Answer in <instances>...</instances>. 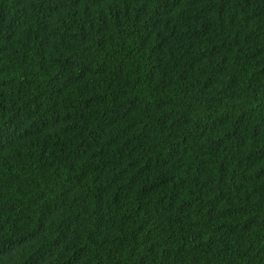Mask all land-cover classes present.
<instances>
[{
  "label": "trees",
  "instance_id": "1",
  "mask_svg": "<svg viewBox=\"0 0 264 264\" xmlns=\"http://www.w3.org/2000/svg\"><path fill=\"white\" fill-rule=\"evenodd\" d=\"M0 264H264V0H0Z\"/></svg>",
  "mask_w": 264,
  "mask_h": 264
}]
</instances>
